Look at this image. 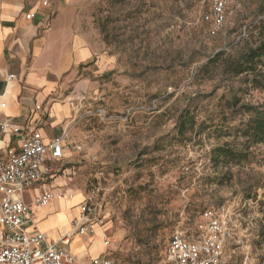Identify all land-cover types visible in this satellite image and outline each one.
<instances>
[{
    "label": "rangeland",
    "instance_id": "rangeland-1",
    "mask_svg": "<svg viewBox=\"0 0 264 264\" xmlns=\"http://www.w3.org/2000/svg\"><path fill=\"white\" fill-rule=\"evenodd\" d=\"M48 1L51 18L64 15L69 29L68 68L58 75L50 69L55 59L46 64L54 89L44 107L58 104L57 130L70 143L50 182L99 203L111 242L106 254L117 264H169L177 228L195 229L205 210L229 205V264L247 255L264 264V145L238 134L251 117L242 105L264 107V90L225 72L226 58L264 39V0H234L216 36L200 18L209 10L201 0ZM75 41L94 59L76 63ZM218 52L225 56L209 65ZM184 109L196 125L180 134ZM225 144L248 147V158L214 163L212 150ZM54 205L36 216L62 210ZM82 239L92 250L102 246L98 233Z\"/></svg>",
    "mask_w": 264,
    "mask_h": 264
},
{
    "label": "built area",
    "instance_id": "built-area-1",
    "mask_svg": "<svg viewBox=\"0 0 264 264\" xmlns=\"http://www.w3.org/2000/svg\"><path fill=\"white\" fill-rule=\"evenodd\" d=\"M201 1L209 10L200 18L208 24L210 35L216 36L226 27L234 0ZM44 5H48V1H44ZM32 17L31 13L26 15L28 20ZM37 109L42 110V107ZM99 115L106 118L104 110ZM0 131L10 133L22 143L19 150L10 149L0 158V264H74L76 257L70 248L72 239L76 236L95 238L97 228L104 227V219L98 212L99 203L93 197L85 198L79 205V216L71 223V231L58 240H51L39 228L32 206L46 207L54 200H61L63 195L47 191L38 195L32 205L25 201L28 191L53 176L52 163L64 159L65 153L70 151L68 132L64 130L46 140L37 127L24 130L12 119L0 122ZM72 148L80 150L81 146ZM232 216L231 207L223 205L204 212L195 229L177 228L166 248L168 263L229 264L225 251L232 236L229 228ZM103 243L106 248L110 247L108 236H104ZM91 264L117 263L103 254ZM240 264L253 263L247 255Z\"/></svg>",
    "mask_w": 264,
    "mask_h": 264
},
{
    "label": "crops",
    "instance_id": "crops-1",
    "mask_svg": "<svg viewBox=\"0 0 264 264\" xmlns=\"http://www.w3.org/2000/svg\"><path fill=\"white\" fill-rule=\"evenodd\" d=\"M44 1L48 0H0V122L12 119L15 125L24 130L35 126L46 140H51L61 134L57 129L63 122V116L58 104L44 107L54 89L52 82L45 77L46 64L55 59L50 69L58 75L68 68L69 29L64 24V15L51 18L48 9L51 4L48 1L45 6ZM29 13L33 14L30 20L26 18ZM75 44L76 63L85 64L94 59V52L90 48L79 46L76 41ZM10 75L16 78L10 79ZM2 104L6 106L2 107ZM38 106L42 110H38ZM21 144L17 137L0 131V158L10 149L19 150ZM65 158H68V152ZM60 161L52 163L55 170L52 177L25 194V201L30 205L38 195L47 191L65 196L64 200H54L46 207L32 206L39 228L51 240H58L71 231V223L79 216V205L85 199L53 188L50 181L56 178L58 171L55 165ZM29 193H33L31 200L27 197ZM55 202H60L62 210L47 217L36 216L35 210L46 214L47 210L55 207ZM66 205L75 209L74 214L66 211ZM98 232L102 246L94 250L91 249L92 243L85 242L82 236L72 239L70 248L76 257L74 264H86L84 260L87 258L88 264H91L93 259L107 253L103 243L106 231L99 229Z\"/></svg>",
    "mask_w": 264,
    "mask_h": 264
},
{
    "label": "trees",
    "instance_id": "trees-1",
    "mask_svg": "<svg viewBox=\"0 0 264 264\" xmlns=\"http://www.w3.org/2000/svg\"><path fill=\"white\" fill-rule=\"evenodd\" d=\"M224 56V52H218L209 60L208 64H216ZM225 60V72L229 76H248V78L250 77L248 80L252 86L264 90V39L239 56L235 58L228 57ZM242 108L246 109L245 112L251 113V117L249 121L241 127L238 134L243 138L245 144L264 145V107L259 108L242 105ZM195 125V118L188 109H184L177 119L176 126L178 132L184 134L187 129L194 128ZM247 149L248 147L244 151H239L230 144L218 146L212 150V161L214 163H239L248 158Z\"/></svg>",
    "mask_w": 264,
    "mask_h": 264
},
{
    "label": "bare ground",
    "instance_id": "bare-ground-1",
    "mask_svg": "<svg viewBox=\"0 0 264 264\" xmlns=\"http://www.w3.org/2000/svg\"><path fill=\"white\" fill-rule=\"evenodd\" d=\"M70 198H72V196H70ZM64 199H65V196L62 197L61 201L64 200ZM99 229H102V230H103L102 227H98V228H97V233H99V232H98Z\"/></svg>",
    "mask_w": 264,
    "mask_h": 264
}]
</instances>
